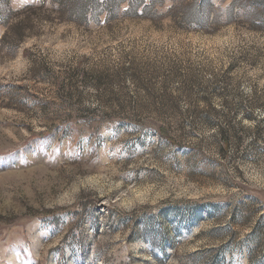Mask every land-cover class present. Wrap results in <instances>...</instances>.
Here are the masks:
<instances>
[{
  "label": "rangeland",
  "instance_id": "rangeland-1",
  "mask_svg": "<svg viewBox=\"0 0 264 264\" xmlns=\"http://www.w3.org/2000/svg\"><path fill=\"white\" fill-rule=\"evenodd\" d=\"M154 1L0 20V264H264V23Z\"/></svg>",
  "mask_w": 264,
  "mask_h": 264
},
{
  "label": "trees",
  "instance_id": "trees-1",
  "mask_svg": "<svg viewBox=\"0 0 264 264\" xmlns=\"http://www.w3.org/2000/svg\"><path fill=\"white\" fill-rule=\"evenodd\" d=\"M211 0L193 1L189 6L180 5V16L190 25L198 24L206 25L208 16L205 15L206 9L211 6ZM2 7L0 8V20L5 26V31L1 40L13 45L19 43L25 38L26 25L24 23L32 12L41 13L43 8L51 5L50 12L56 13L61 19L66 18L68 21L86 24L88 20L94 18L97 22L102 15L107 20H113L121 12V6L127 4L128 8L124 12V16L137 18L140 15L138 11L141 9L142 14L151 12L156 2L150 0V4H145V0H38L35 5H27L20 10H13L10 7V0H0ZM232 3L249 4L251 12H247V19L250 25L257 27L256 24H263L264 17V0H234ZM151 6V7H150ZM252 15V17H250Z\"/></svg>",
  "mask_w": 264,
  "mask_h": 264
}]
</instances>
